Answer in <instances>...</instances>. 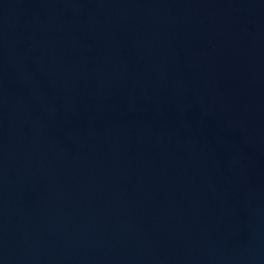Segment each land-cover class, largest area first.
<instances>
[{"label": "water", "instance_id": "water-1", "mask_svg": "<svg viewBox=\"0 0 264 264\" xmlns=\"http://www.w3.org/2000/svg\"><path fill=\"white\" fill-rule=\"evenodd\" d=\"M0 264H264V0H0Z\"/></svg>", "mask_w": 264, "mask_h": 264}]
</instances>
